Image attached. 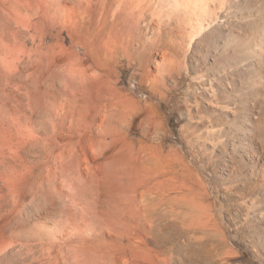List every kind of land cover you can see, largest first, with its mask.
Returning <instances> with one entry per match:
<instances>
[{"label": "rangeland", "instance_id": "374dc122", "mask_svg": "<svg viewBox=\"0 0 264 264\" xmlns=\"http://www.w3.org/2000/svg\"><path fill=\"white\" fill-rule=\"evenodd\" d=\"M233 1L222 28L207 29L188 48L167 44L171 74L152 48L88 82L92 95H109L122 166L136 163L142 175L147 169L168 193L154 210V227L143 223L138 243L116 246L112 226L91 213L89 198H74V173L57 170L49 179L41 157L28 150L22 198L0 201L16 243L0 264H264V56L251 54L246 40H227L230 28L244 36L262 26L254 15L249 24V13H264V0ZM168 31L179 29L171 24ZM63 68L45 79L44 95H72L74 81ZM37 116L48 119L47 112ZM119 182L128 187L129 180ZM106 190L115 194L116 183Z\"/></svg>", "mask_w": 264, "mask_h": 264}, {"label": "bare ground", "instance_id": "6f19581e", "mask_svg": "<svg viewBox=\"0 0 264 264\" xmlns=\"http://www.w3.org/2000/svg\"><path fill=\"white\" fill-rule=\"evenodd\" d=\"M232 2L0 0V201L22 198V183L31 174L23 154L34 151L49 179L57 177V170L74 173L69 184L74 198H89L91 213L112 226L116 246L118 240L138 243L144 234L142 224L154 227V210L167 204L168 193L147 169L142 175L144 169L136 163L129 170L122 166L117 123L107 112L109 95H92L96 93H89L88 82L108 78V71L123 60L139 62V54L152 48L160 50L171 74L175 64L167 59V44L184 48L207 29H219ZM253 15L261 17V27H251L244 36L230 28L227 40L248 41L249 52L261 58L264 13H249V24ZM171 24L179 29L176 34L169 33ZM61 39L73 41L81 50L66 48ZM61 65L74 81L72 95H44L43 82L54 79ZM45 112L46 121L35 119ZM119 179L129 180L128 187ZM113 183L118 189L115 194L106 190ZM128 188L130 193L125 192ZM8 222L7 211L0 207V256L16 244L9 239Z\"/></svg>", "mask_w": 264, "mask_h": 264}]
</instances>
